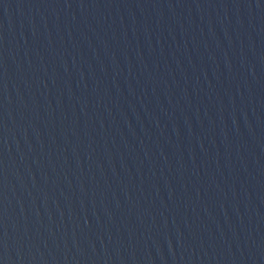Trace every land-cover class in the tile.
Listing matches in <instances>:
<instances>
[{
    "label": "water",
    "instance_id": "95a60500",
    "mask_svg": "<svg viewBox=\"0 0 264 264\" xmlns=\"http://www.w3.org/2000/svg\"><path fill=\"white\" fill-rule=\"evenodd\" d=\"M0 264H264V0H0Z\"/></svg>",
    "mask_w": 264,
    "mask_h": 264
}]
</instances>
